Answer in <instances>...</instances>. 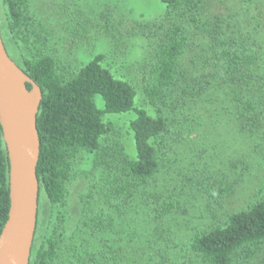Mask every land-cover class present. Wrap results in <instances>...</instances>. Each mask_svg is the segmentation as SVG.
I'll list each match as a JSON object with an SVG mask.
<instances>
[{
    "label": "trees",
    "instance_id": "16d2710c",
    "mask_svg": "<svg viewBox=\"0 0 264 264\" xmlns=\"http://www.w3.org/2000/svg\"><path fill=\"white\" fill-rule=\"evenodd\" d=\"M2 2L10 39L20 52L4 43L6 51L42 92L36 119L39 195L53 207L62 206L77 174L83 173L87 181L79 195V229L69 247L70 264H173L168 244L159 237L165 222L187 202L186 182L192 186L196 175L206 179V205L232 193L236 184L226 181L228 176L219 180L222 173L209 180L201 169L191 178L171 172L201 144L191 138L203 133L199 108L231 107L237 99L235 125L240 133L253 134L264 123L257 106L262 97L257 88H264V17L256 19L257 9L251 14L256 28L241 31L236 22L240 16L222 13L218 1L132 0L133 15L143 22L140 27L154 36L137 90L114 73L104 53H89L91 58L78 69L60 66L28 0ZM141 2H150L159 13L143 19ZM102 20L110 31L106 13ZM92 25L85 22L71 39L86 40ZM126 114L129 151L108 138L113 127L104 121L105 116ZM235 159L229 161L235 175L251 172L248 159ZM8 172L0 127V233L9 210ZM161 173L184 177L174 184L175 194L167 188L152 191ZM255 197L248 207L230 212L223 224L194 235L188 245L194 261L182 264H264V184ZM58 222L37 248L36 224L29 264L56 263L64 218ZM84 234L89 241H81Z\"/></svg>",
    "mask_w": 264,
    "mask_h": 264
},
{
    "label": "rangeland",
    "instance_id": "374dc122",
    "mask_svg": "<svg viewBox=\"0 0 264 264\" xmlns=\"http://www.w3.org/2000/svg\"><path fill=\"white\" fill-rule=\"evenodd\" d=\"M216 1L221 3L217 9L220 8L222 13L240 16V20L236 22L241 31H253V28H256L251 21V14L257 9L260 12L257 13L256 19L264 17V0H213V3ZM28 4L30 12L41 21V28L47 37L48 51L56 57L60 66L78 69L82 63L88 61L89 53L91 55L104 53L107 64L113 68L114 73L131 82L139 90L142 76H144L142 75L143 67L148 61L154 36L153 33H148L147 29L143 30L140 27L143 22L133 15L135 13H133L132 0H28ZM139 7L143 8L140 9L143 19L159 13V10L157 11L150 2H141ZM103 13H106L111 20L108 24L110 31L106 30V22L102 20ZM85 22H91L93 25L87 33V39L78 43L75 37L72 36L71 39V35L75 32L76 36L77 31L83 29L81 26ZM0 27L3 42L7 43L11 49L20 52L10 39L6 7L2 0H0ZM108 33L115 34L114 37L112 36L114 40L107 37ZM133 33L135 35L131 36ZM194 50H196L195 47ZM259 87L257 94L262 92L260 94L262 97L257 102V106L262 107L261 113L264 120V88ZM97 102L98 108H102L99 98ZM199 111L202 115L203 133L194 134L191 138L195 141L194 144L197 139L201 144L193 155H187L182 159L176 166L177 170L171 172L191 178L195 173L194 170L201 169V172L209 176V180H213L212 176L218 178V173H222L219 180L228 176L225 180L230 179V182L235 180L236 184L233 186L232 193L206 205L207 200L202 191L208 185L203 182L206 179L196 175L191 179L192 186L187 185L189 183L186 182L188 194L184 198L187 202L165 222L167 226L159 237L162 242L168 244V253L173 264L193 262L188 245L194 235L209 231L215 225L223 224L230 212L248 207L264 184V147L262 145L264 141L261 142L264 136V123L262 122L261 127L253 134L240 133L235 125L239 112L237 99L231 107L209 104L199 108ZM129 119V114L104 118V121L111 123L113 127L108 138L119 140L128 151L131 149L130 136L127 132ZM255 146L257 147L254 148ZM235 156L240 160L248 159L251 172L247 174V172L238 171L235 175L229 163L230 160L235 159ZM81 168L84 170L85 163L81 165ZM179 175L170 177L165 173L159 174L153 182L152 191L164 192L167 188L175 194L174 184L177 180L184 179ZM86 184L83 173L77 174L62 206L53 207L43 193L39 195L38 230L34 243L36 248L53 233L58 220L64 218L60 230L61 250L55 264H70L72 260L73 253L69 247L74 243L79 229L82 206L79 195ZM157 237L158 233L154 237L158 242ZM81 241L87 242L89 238L84 234Z\"/></svg>",
    "mask_w": 264,
    "mask_h": 264
},
{
    "label": "water",
    "instance_id": "95a60500",
    "mask_svg": "<svg viewBox=\"0 0 264 264\" xmlns=\"http://www.w3.org/2000/svg\"><path fill=\"white\" fill-rule=\"evenodd\" d=\"M41 101V89L9 57L0 32V127L9 164V210L0 233V264L30 262L40 192L36 119Z\"/></svg>",
    "mask_w": 264,
    "mask_h": 264
}]
</instances>
